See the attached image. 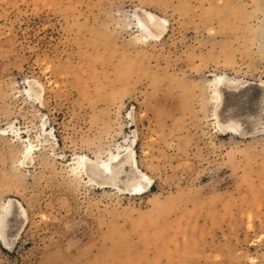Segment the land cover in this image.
I'll return each mask as SVG.
<instances>
[{
  "label": "rangeland",
  "instance_id": "1",
  "mask_svg": "<svg viewBox=\"0 0 264 264\" xmlns=\"http://www.w3.org/2000/svg\"><path fill=\"white\" fill-rule=\"evenodd\" d=\"M262 31L264 0H0V264H264V131L220 132L213 82L264 83ZM130 139L143 194L73 172Z\"/></svg>",
  "mask_w": 264,
  "mask_h": 264
},
{
  "label": "bare ground",
  "instance_id": "2",
  "mask_svg": "<svg viewBox=\"0 0 264 264\" xmlns=\"http://www.w3.org/2000/svg\"><path fill=\"white\" fill-rule=\"evenodd\" d=\"M143 13L142 19H136L135 26L151 36L150 38L155 39L161 36L164 33L165 24L160 23L161 21L159 22L153 14L145 11ZM262 32L264 35V31ZM213 82L214 84L219 82L214 115L217 121L215 125L220 132L252 135L264 131V83L262 81L215 75ZM30 90L41 102L44 92L42 85L33 82ZM133 143L134 139L127 145L117 146L105 156L90 158L78 154L73 161V172L83 171L88 182L94 186L112 187L121 193L141 195L150 188L152 180L139 169L132 147ZM25 145L22 164H30L34 145L31 142ZM6 207L8 208H4L5 211L3 210L4 214L0 220L2 225L0 240L3 246L9 248L26 222V211L18 201L12 199L8 200Z\"/></svg>",
  "mask_w": 264,
  "mask_h": 264
},
{
  "label": "snow or ice",
  "instance_id": "3",
  "mask_svg": "<svg viewBox=\"0 0 264 264\" xmlns=\"http://www.w3.org/2000/svg\"><path fill=\"white\" fill-rule=\"evenodd\" d=\"M146 179V178H145ZM139 190V189H138Z\"/></svg>",
  "mask_w": 264,
  "mask_h": 264
}]
</instances>
